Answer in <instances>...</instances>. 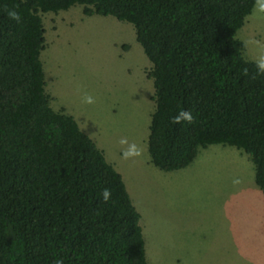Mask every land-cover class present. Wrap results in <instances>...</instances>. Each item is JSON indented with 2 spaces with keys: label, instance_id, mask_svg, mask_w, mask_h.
Masks as SVG:
<instances>
[{
  "label": "trees",
  "instance_id": "trees-1",
  "mask_svg": "<svg viewBox=\"0 0 264 264\" xmlns=\"http://www.w3.org/2000/svg\"><path fill=\"white\" fill-rule=\"evenodd\" d=\"M257 1L0 0V264H147L120 174L51 108L41 14L80 6L131 24L151 63V164L173 172L201 148L232 146L264 195V70L235 38ZM182 112L191 120L175 121Z\"/></svg>",
  "mask_w": 264,
  "mask_h": 264
},
{
  "label": "rangeland",
  "instance_id": "rangeland-1",
  "mask_svg": "<svg viewBox=\"0 0 264 264\" xmlns=\"http://www.w3.org/2000/svg\"><path fill=\"white\" fill-rule=\"evenodd\" d=\"M41 17L39 59L51 108L72 116L120 174L140 215L147 264H264V195L247 155L213 144L181 170L151 164V63L133 26L85 17L80 6ZM235 38L246 61L264 57V0Z\"/></svg>",
  "mask_w": 264,
  "mask_h": 264
},
{
  "label": "clouds",
  "instance_id": "clouds-1",
  "mask_svg": "<svg viewBox=\"0 0 264 264\" xmlns=\"http://www.w3.org/2000/svg\"><path fill=\"white\" fill-rule=\"evenodd\" d=\"M12 15H15V13H12ZM257 66L260 70H264V57H262L258 62H257ZM85 102L86 103H92L93 99L91 96H88L85 98ZM181 118H184L186 120H191V113L189 112H182L179 116L174 117L175 121H179ZM104 198L105 200H107L110 196V192L108 189H105L103 192ZM56 264H62V261H57Z\"/></svg>",
  "mask_w": 264,
  "mask_h": 264
},
{
  "label": "crops",
  "instance_id": "crops-1",
  "mask_svg": "<svg viewBox=\"0 0 264 264\" xmlns=\"http://www.w3.org/2000/svg\"><path fill=\"white\" fill-rule=\"evenodd\" d=\"M62 110H63V108H62ZM98 148V147H97ZM99 149V148H98ZM102 151V150H101ZM103 152V151H102Z\"/></svg>",
  "mask_w": 264,
  "mask_h": 264
}]
</instances>
